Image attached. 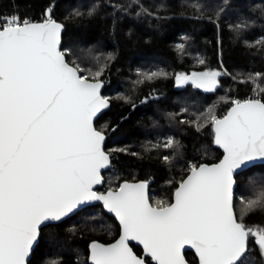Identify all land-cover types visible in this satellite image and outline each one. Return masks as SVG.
Here are the masks:
<instances>
[{
  "label": "snow or ice",
  "instance_id": "6c2138e0",
  "mask_svg": "<svg viewBox=\"0 0 264 264\" xmlns=\"http://www.w3.org/2000/svg\"><path fill=\"white\" fill-rule=\"evenodd\" d=\"M62 29L51 15L43 23L16 15L0 21V264H26L39 227L89 201H102L121 229L114 244L90 245L91 264H146L148 257L153 264H185V246L195 250L199 264H246L250 237L264 257V230L238 222L233 206L234 173L264 159V100H232L223 118L209 107L190 122L198 130L211 124L224 157L212 166L189 165L174 202L151 205L143 182L97 194L92 187L102 182L100 170L109 156L93 119L108 101L100 95L99 80L90 82L81 75L84 69L66 60L59 47ZM138 75L151 80L167 74ZM219 75L177 74L176 83L191 81L212 92ZM174 143L169 138L164 146ZM241 203L242 220L264 207V193ZM130 241L143 246L144 257L134 254Z\"/></svg>",
  "mask_w": 264,
  "mask_h": 264
},
{
  "label": "trees",
  "instance_id": "16d2710c",
  "mask_svg": "<svg viewBox=\"0 0 264 264\" xmlns=\"http://www.w3.org/2000/svg\"><path fill=\"white\" fill-rule=\"evenodd\" d=\"M5 15L30 22L51 15L63 25L61 51L69 64L84 69L88 80L103 82L110 107L94 126L106 136L110 169L100 191L142 180L151 205L170 204L189 165L221 157L211 124L198 130L190 122L209 107L222 118L232 100L245 101L253 93L264 100V0H0V20ZM96 71L101 75L94 78ZM153 71L167 75L151 80L138 75ZM194 72L221 73L215 90L206 92L191 81L174 89L177 74ZM166 138L174 140L172 147L164 146ZM235 181L238 222L264 230V207L241 220V201L264 193V165L246 169ZM118 234L119 226L100 206L87 207L43 227L28 264H88L89 244L110 243ZM248 243L246 264H264L255 238ZM184 256L196 263L191 252Z\"/></svg>",
  "mask_w": 264,
  "mask_h": 264
},
{
  "label": "water",
  "instance_id": "95a60500",
  "mask_svg": "<svg viewBox=\"0 0 264 264\" xmlns=\"http://www.w3.org/2000/svg\"><path fill=\"white\" fill-rule=\"evenodd\" d=\"M43 21H44V20H43ZM43 21H40V22H32V23H43ZM57 23H58V22H57ZM62 34H63V29H62V32H61V38H60V45H59L60 50H61V44H62ZM89 81H90V80H89ZM90 82H95V81H90ZM100 82H101V81H100ZM181 85H182V84H181ZM181 85L178 86V85L176 84L175 87H174V89L176 90V89L179 88ZM103 86H104V84H103V82H101V89H100V95H101V96H102ZM109 107H110V103L108 102V107L102 109V110L97 114V116L94 117V119H93V126H94L95 121H96V120H97V119H98V118H99L104 112H106V111L109 109ZM232 107H233V105H232L230 108H232ZM230 108H229V109H230ZM229 109H228V111H229ZM228 111L226 112L225 115H227ZM225 115H224V116H225ZM224 116H223V117H224ZM223 117H222V118H223ZM94 127H95V126H94ZM103 135H104V134H103ZM105 142H106V136L104 135V141H103V144H102L103 151H104V144H105ZM213 142H214V138H213ZM214 146H215L216 149H218V150L221 152V157H220V159H219L216 163H212V164H204V165L212 166V165H214V164H218V163L223 159V157H224V151H223V148H221V147H220L219 145H217L215 142H214ZM104 152H105V151H104ZM105 154L108 155L106 152H105ZM108 156H109V155H108ZM258 165H264V159H255V160H252V161H248V162H246L245 165H243L240 169H237L236 172L234 173V181H235V176H236L237 174H239V173L245 171L246 169H248V168H250V167H252V166H258ZM109 169H110V157H109V163H108V166H106V167H104V168H102V169L100 170V175H101V181H102V182L99 183V184H95V185H93V187H92V190H93L94 192H96L97 194H103V195H106V194L108 193V191H110V190H106V191H104V192L99 191V189L103 188V186H104V176H103V174H104L105 172H107ZM189 174H190V172L186 175V177H185L183 180L187 179V176H188ZM183 180H182V181H183ZM142 182L147 184V189H146V191H147V196H148L149 185H148V183H147L146 181H142V180H140V181H124V182H121V183L119 184V186L122 185V184H124V183H128V184H138V183H142ZM119 186H118V188H119ZM178 187H179V185H178ZM178 187H177V188H178ZM118 188H117V189H118ZM117 189H115V190H117ZM235 189H236V181H235L234 186H233V206H234V195H235ZM115 190H113V191H115ZM175 190H176V189H175ZM174 193H175V191L173 192L171 203L174 202ZM148 199H149V198H148ZM149 203H150V201H149ZM150 204H151V203H150ZM91 206H100V207L102 208L103 212L106 213L108 216L112 217V218L115 220V222L117 223V225L119 226V234H118V236H117V238H116L115 240H113L112 242L107 243V244H104V243H101V242H98V241H95V242H96V243H99V244H104V245L114 244V243L120 238V234H121V229H120L119 220L116 218V216H115L114 213H110V212H108V210L104 207L102 201H89V202H86V203H84V204L78 206L76 209L73 210V212H71V213H69L67 216L63 217L60 221H47V222L43 223V224L39 227L37 240L33 243V247H32V249H31V251H30V254H29V256L26 258V264H28V261H29L30 258H31L32 252H33L35 246H36L37 243H38V239H39V236H40V230H41L43 227H46V226H48V225H56V224H59V223H61L62 221L66 220V219L70 218L71 216H73L74 214H76L78 211H80V210H82V209H84V208H87V207H91ZM93 242H94V241H93ZM93 242H91V243L89 244V246H88V257H87V262H88V264H91V260H90V256H91L90 245H91ZM132 245H134V246H136V247H139V248L141 249V251H142V254H141L140 256H138V255L133 251L134 254L137 255V257H144L145 254H144L143 246H142V245H139V244H138L137 242H135V241H130V242H129V247L132 248ZM132 250H133V249H132ZM186 252H191V253L194 255L195 259H196V263H195V264H199V258H198V256L196 255L194 249L190 248L189 246H185V248L182 250V254H183V256H184V254H185ZM147 259H149V261L153 264V262L151 261V258H150V257H148ZM184 260H185V264H191V263H189V262L186 260L185 256H184Z\"/></svg>",
  "mask_w": 264,
  "mask_h": 264
},
{
  "label": "built area",
  "instance_id": "2783aa9c",
  "mask_svg": "<svg viewBox=\"0 0 264 264\" xmlns=\"http://www.w3.org/2000/svg\"><path fill=\"white\" fill-rule=\"evenodd\" d=\"M8 17H11V16H10V15H5V16H3V17L1 18L0 21H2V20L5 19V18H8ZM45 19H46V18H44V20H45ZM249 99H260V98H259L258 94L253 93L252 96H250Z\"/></svg>",
  "mask_w": 264,
  "mask_h": 264
},
{
  "label": "rangeland",
  "instance_id": "374dc122",
  "mask_svg": "<svg viewBox=\"0 0 264 264\" xmlns=\"http://www.w3.org/2000/svg\"><path fill=\"white\" fill-rule=\"evenodd\" d=\"M168 139H169V138H166V140H168ZM166 140H165V141H163V142H165V143H166V142H167Z\"/></svg>",
  "mask_w": 264,
  "mask_h": 264
},
{
  "label": "flooded vegetation",
  "instance_id": "af4514ba",
  "mask_svg": "<svg viewBox=\"0 0 264 264\" xmlns=\"http://www.w3.org/2000/svg\"><path fill=\"white\" fill-rule=\"evenodd\" d=\"M99 191H100V189H99ZM101 192H104V191H101Z\"/></svg>",
  "mask_w": 264,
  "mask_h": 264
}]
</instances>
